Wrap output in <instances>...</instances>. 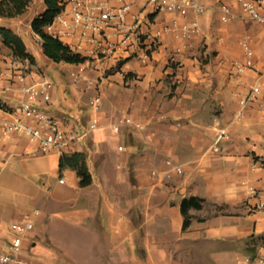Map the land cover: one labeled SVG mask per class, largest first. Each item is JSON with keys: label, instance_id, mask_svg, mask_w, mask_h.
Returning a JSON list of instances; mask_svg holds the SVG:
<instances>
[{"label": "crops", "instance_id": "crops-1", "mask_svg": "<svg viewBox=\"0 0 264 264\" xmlns=\"http://www.w3.org/2000/svg\"><path fill=\"white\" fill-rule=\"evenodd\" d=\"M128 1L135 13L142 9L141 0ZM202 2L200 31L186 40L163 26L195 15H153L144 29L162 44L146 62H57L44 54L41 36L35 64L12 53L15 60L6 61L0 51V99L10 107L19 101L8 80L17 63L45 70L55 83L45 109L68 114V129L78 137L64 153H45L20 133L0 144V248L11 236L9 224L30 217L34 228L23 251L37 264H264V209L258 207L264 200V23L222 21V2L241 15L236 0ZM46 7L45 0H32L23 14L0 17V26L21 35V20L32 27ZM244 40L256 69L235 78L231 61L245 60ZM256 84L260 92L243 106ZM97 93L100 110L89 104ZM6 114L0 108V122L3 115L13 118ZM124 116L140 126L115 132ZM94 119L99 127L85 133ZM74 153L85 155L87 185L75 168L60 164L63 154ZM190 196L204 200L189 208L184 228L181 204Z\"/></svg>", "mask_w": 264, "mask_h": 264}, {"label": "built area", "instance_id": "built-area-1", "mask_svg": "<svg viewBox=\"0 0 264 264\" xmlns=\"http://www.w3.org/2000/svg\"><path fill=\"white\" fill-rule=\"evenodd\" d=\"M143 5L139 12L133 11V2L128 0H59L61 10L45 25V31L51 36L68 45L73 51L86 57L87 61L94 59L113 60L117 64L132 58L143 62L148 61L161 46L159 35H153L149 28L153 22V15L162 11L177 13L184 18L195 15L193 19L184 22L174 20L163 26V31H171L175 36L186 40L200 31L198 17L207 6L202 0H141ZM241 9L238 15L227 3H220V19L224 22L235 20L238 17L247 18L257 23H264V0H236ZM146 11V13H144ZM144 13V14H143ZM245 60L231 61V70L238 78L246 69H256L254 50L248 41L241 42ZM2 43L0 42V49ZM83 70V68L81 69ZM75 79L82 76V71L72 72ZM10 86L19 90V101L6 113L13 114V118L4 115L0 122V144L12 133L26 135L39 144L40 150L49 152L53 149L64 153L77 140L73 131L68 129V122L64 117L54 116L45 109V105L52 100L55 88L54 80L42 69H32L28 66L13 68L8 77ZM260 92V85L256 84L248 96L241 99L244 106ZM95 110L102 106V96L95 94L89 100ZM242 110L238 114L241 120ZM134 124L129 116L121 117L113 126L119 132L123 125ZM98 120L94 119L89 128L97 129ZM123 150V145L118 146ZM167 160V164H171ZM177 173H182L180 165H174ZM64 181L63 177L60 179ZM258 207L264 209V200ZM34 228L30 217L9 224L10 238L5 246L0 248V264H37L29 259L23 251V243L27 234ZM4 231L0 224V234Z\"/></svg>", "mask_w": 264, "mask_h": 264}, {"label": "trees", "instance_id": "trees-1", "mask_svg": "<svg viewBox=\"0 0 264 264\" xmlns=\"http://www.w3.org/2000/svg\"><path fill=\"white\" fill-rule=\"evenodd\" d=\"M32 0H0V17H15L23 14ZM46 9L33 18L31 22L34 32L39 34L43 39V52L50 59L57 62L84 63L88 57L73 51L68 45L59 39L48 34L44 27L54 16L61 10L59 0H45ZM0 39L4 46L10 49L13 56L28 60L32 64L36 63L33 53L28 50L24 39L13 29L6 26H0ZM0 108L10 110L11 107L0 99ZM61 166L69 165L75 168L81 177V185H87L91 181L87 169L85 155L83 153H74L72 155L63 154L61 157ZM204 199L196 196L184 198L181 204L182 212L185 216L184 228H187L191 222L189 208L202 206Z\"/></svg>", "mask_w": 264, "mask_h": 264}, {"label": "rangeland", "instance_id": "rangeland-1", "mask_svg": "<svg viewBox=\"0 0 264 264\" xmlns=\"http://www.w3.org/2000/svg\"><path fill=\"white\" fill-rule=\"evenodd\" d=\"M20 26H21L20 31H21L22 34L21 35L19 34V35L24 39V41H25V43H26V45L28 47V50L35 55V58L38 57L40 59V57H41V53L39 52L40 35L37 34L36 32H33L34 30L31 29L32 27H30L28 19L26 17H24L21 20ZM0 51H2V54L4 55L3 57L0 56V57H2V59L6 60V61L10 60L12 62L15 60L12 57H10L11 51L6 46L1 48ZM17 59L20 60V58H17ZM16 65H19L20 67H22V66H24V63H17ZM52 76H53V74H52ZM0 78H3V77L0 76ZM63 116L66 117V118L69 117L68 114H64Z\"/></svg>", "mask_w": 264, "mask_h": 264}]
</instances>
